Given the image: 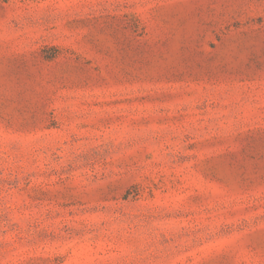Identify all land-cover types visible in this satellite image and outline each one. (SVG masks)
Here are the masks:
<instances>
[{
  "label": "rangeland",
  "instance_id": "1",
  "mask_svg": "<svg viewBox=\"0 0 264 264\" xmlns=\"http://www.w3.org/2000/svg\"><path fill=\"white\" fill-rule=\"evenodd\" d=\"M0 264H264V0H0Z\"/></svg>",
  "mask_w": 264,
  "mask_h": 264
}]
</instances>
